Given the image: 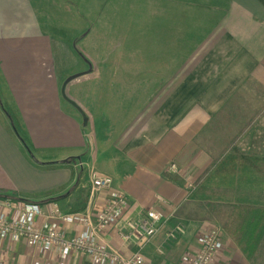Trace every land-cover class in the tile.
I'll use <instances>...</instances> for the list:
<instances>
[{
	"label": "crops",
	"instance_id": "0c3cea01",
	"mask_svg": "<svg viewBox=\"0 0 264 264\" xmlns=\"http://www.w3.org/2000/svg\"><path fill=\"white\" fill-rule=\"evenodd\" d=\"M142 1L81 2L155 13L145 22L157 29L111 44L90 31L78 54L44 32L32 0H0V201L36 203L40 226L72 236L80 227L50 212L94 211L107 197L91 189L97 171L128 199L100 237L112 249L136 251L126 220L154 209L163 219L141 248L146 264H183L213 227L223 248L210 264H252L223 227L228 211L214 210L264 207V116L248 113L264 102V0ZM45 256L57 264L26 239L0 240L5 264ZM67 264L96 263L75 252Z\"/></svg>",
	"mask_w": 264,
	"mask_h": 264
},
{
	"label": "built area",
	"instance_id": "2783aa9c",
	"mask_svg": "<svg viewBox=\"0 0 264 264\" xmlns=\"http://www.w3.org/2000/svg\"><path fill=\"white\" fill-rule=\"evenodd\" d=\"M169 168L175 169V165L171 164ZM90 182L93 192H107L105 200L94 211L70 214H59L56 210L50 212L64 223L78 225L80 228L74 235L68 236L55 227L40 226L37 223V217L42 213L40 205L4 199L0 201V240L15 243L26 239L30 246L43 251L45 255L53 253L57 264H67L70 255L75 252L89 256L96 264H146L141 248L157 233V225L163 219L162 213L149 209L137 218L127 219L128 231L122 235V239L133 242L138 249L129 255L121 253L100 241V237L118 221L128 199L122 190L112 186L109 176L91 171ZM175 230L182 233L179 226ZM173 234L168 232L167 236L173 237ZM196 241L198 250L183 264H210L223 248L220 229L216 227L198 234ZM50 261V257L45 256L42 262L33 264H50ZM0 264H5L1 258Z\"/></svg>",
	"mask_w": 264,
	"mask_h": 264
},
{
	"label": "rangeland",
	"instance_id": "374dc122",
	"mask_svg": "<svg viewBox=\"0 0 264 264\" xmlns=\"http://www.w3.org/2000/svg\"><path fill=\"white\" fill-rule=\"evenodd\" d=\"M83 1L96 3L99 0H32L37 19L44 32L65 39L67 42L72 41L78 54H80L79 47L82 48L80 38L90 31L96 39L109 41L110 44L117 42L119 38H134L136 35L143 39L154 38L157 28L146 24L145 19L155 13L129 11L128 6L124 7L127 10L119 12L77 10L81 8L80 4ZM142 3L148 4L145 0ZM176 14L169 12L170 20L175 19ZM248 113L252 116H264V102L259 108H250ZM252 125L255 126L250 124ZM227 211L229 209L225 206L216 207L214 210L218 219Z\"/></svg>",
	"mask_w": 264,
	"mask_h": 264
},
{
	"label": "trees",
	"instance_id": "16d2710c",
	"mask_svg": "<svg viewBox=\"0 0 264 264\" xmlns=\"http://www.w3.org/2000/svg\"><path fill=\"white\" fill-rule=\"evenodd\" d=\"M25 148L29 151L27 146ZM223 227L252 264H260L264 240V207L230 205Z\"/></svg>",
	"mask_w": 264,
	"mask_h": 264
}]
</instances>
